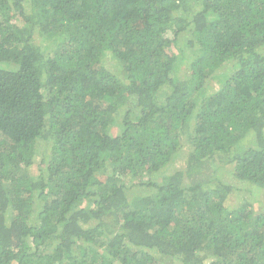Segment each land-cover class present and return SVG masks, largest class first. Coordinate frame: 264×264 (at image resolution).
<instances>
[{"label": "trees", "instance_id": "16d2710c", "mask_svg": "<svg viewBox=\"0 0 264 264\" xmlns=\"http://www.w3.org/2000/svg\"><path fill=\"white\" fill-rule=\"evenodd\" d=\"M222 166L264 191V0H0V264H264Z\"/></svg>", "mask_w": 264, "mask_h": 264}, {"label": "rangeland", "instance_id": "374dc122", "mask_svg": "<svg viewBox=\"0 0 264 264\" xmlns=\"http://www.w3.org/2000/svg\"><path fill=\"white\" fill-rule=\"evenodd\" d=\"M36 43H40L42 47H44L45 49L48 48L50 49L51 48V45L49 43H47L46 41H43V38L42 36H38V38L35 40ZM214 86L217 85L218 81H214L212 80L211 82ZM45 157L41 156V158H38L37 159V162L36 164L31 168V172L33 173L34 176H37L39 174V168L40 167H45V165L42 164V162H44V159ZM42 161V162H41ZM226 169L224 168V166H222L221 168H219V171L221 172H224V176H223V180L227 183H230V184H234L236 185L239 189L238 191L236 192L238 195V197L241 196V198L243 197H249L251 196L252 198L256 199L257 201L254 203V207L257 211H263L264 212V191H260L258 195H252L251 192H249V189L247 186L245 185H241L239 183H237L235 180L231 179V170L230 171H225ZM130 190V189H129ZM138 189L135 188V189H131L128 194L130 197H134V196H137L138 193L136 192ZM232 203H235V199H232L231 200ZM84 207H87L88 204L87 202H84L83 205ZM107 220H110V219H107Z\"/></svg>", "mask_w": 264, "mask_h": 264}]
</instances>
